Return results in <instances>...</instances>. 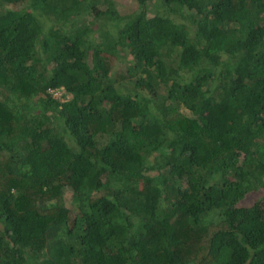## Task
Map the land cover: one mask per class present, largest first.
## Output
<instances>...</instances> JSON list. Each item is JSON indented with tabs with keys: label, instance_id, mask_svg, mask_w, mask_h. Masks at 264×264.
<instances>
[{
	"label": "trees",
	"instance_id": "obj_1",
	"mask_svg": "<svg viewBox=\"0 0 264 264\" xmlns=\"http://www.w3.org/2000/svg\"><path fill=\"white\" fill-rule=\"evenodd\" d=\"M136 2L0 0V264H264V0Z\"/></svg>",
	"mask_w": 264,
	"mask_h": 264
},
{
	"label": "rangeland",
	"instance_id": "obj_2",
	"mask_svg": "<svg viewBox=\"0 0 264 264\" xmlns=\"http://www.w3.org/2000/svg\"><path fill=\"white\" fill-rule=\"evenodd\" d=\"M116 2H117L119 10L121 11H128L130 9H133L134 7H137L136 0H116ZM8 6L14 7V8H24L28 6V4L27 2H20L16 4H9ZM149 8H150V13H151L152 10L155 9L154 4L153 3L150 4ZM65 93L66 92L63 88H58L54 90V96L60 97L62 100H66L72 96L71 93H66V94ZM182 108L185 109V107H182Z\"/></svg>",
	"mask_w": 264,
	"mask_h": 264
}]
</instances>
